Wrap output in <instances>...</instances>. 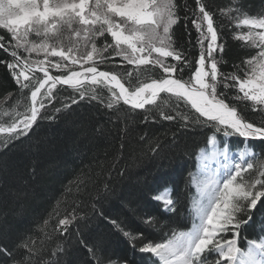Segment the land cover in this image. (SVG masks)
Listing matches in <instances>:
<instances>
[{"label": "snow or ice", "instance_id": "snow-or-ice-1", "mask_svg": "<svg viewBox=\"0 0 264 264\" xmlns=\"http://www.w3.org/2000/svg\"><path fill=\"white\" fill-rule=\"evenodd\" d=\"M194 3L193 7L177 5L174 0H0V30H4L0 34V64L9 70L27 101L12 123L0 126V133L6 134L3 145L27 136L38 120L52 119L49 106L58 113L79 106L81 101L105 105L106 100L109 109L122 103L130 110L146 109L145 120L156 116L185 128L212 130L211 157L201 150L200 159L222 155L224 161L198 184L199 197L192 201V213L199 222L166 243H145L140 251L154 254L162 264H264V240L252 241L247 252L237 247L238 230L251 220L248 213L264 199V163L259 166V178L246 179L252 163L233 165L227 149L222 153L215 150L221 133L264 143V15L241 13L240 25L250 30L236 38L247 40L258 52L238 75V67L231 73L221 71L222 58L216 56L224 48L219 25L205 0ZM180 9L196 31L198 58L190 53V42L185 46L173 39L172 27L182 19ZM33 35L40 42L30 39ZM21 49L27 55H22ZM32 53L43 58L32 59ZM116 58L120 62H114ZM53 69L59 74L53 75ZM154 70L158 77L152 76ZM230 89L242 94L239 99L259 107L258 121L230 103ZM155 200L167 212H174L181 202L180 193L174 200L167 188ZM242 213L247 220L241 219ZM77 217L74 211L59 219V231L72 235L68 230ZM229 232L233 238H226ZM33 247L25 237L11 244L0 243V264H34ZM88 251L89 264H106L102 240ZM62 253L64 249L57 245V252L50 255ZM46 264L63 261L53 259Z\"/></svg>", "mask_w": 264, "mask_h": 264}, {"label": "trees", "instance_id": "trees-1", "mask_svg": "<svg viewBox=\"0 0 264 264\" xmlns=\"http://www.w3.org/2000/svg\"><path fill=\"white\" fill-rule=\"evenodd\" d=\"M174 2L195 6L194 0ZM205 2L219 25L224 46L223 52L216 54L217 59L222 58L221 71L231 73L238 67V75L245 72L246 61L258 49L247 40L236 38L250 30L240 25L241 13L264 15V0ZM179 15L182 19L172 27L173 39L185 46L190 42L193 47L189 51L198 58L196 31L190 19H183L184 10L180 9ZM30 39L40 42L34 35ZM72 39L76 37L73 35ZM20 51L27 55L23 49ZM114 62H120L119 58ZM169 62H173L171 58ZM52 74L59 73L53 69ZM158 75V70H154L152 76ZM20 93L9 70L0 64V126L7 127L16 119V113L24 111L27 101ZM240 96L237 89L229 90L230 103L258 121L259 107L239 99ZM162 107L168 110L165 105ZM181 110H185L183 105ZM49 111L52 119L38 120L27 136L11 140L6 146V134L0 133V243L11 244L19 237L30 239L34 264L53 259L62 260L63 264H89L88 249L98 240L103 241L106 264H161L154 254L140 249L145 243H166L194 224L192 201L196 195L191 176L196 170L195 157L207 147L214 131L185 128L156 116L145 120L146 109L130 110L122 103L109 109L106 100L105 105L81 101L79 106L58 113L49 106ZM217 135L223 142L222 133ZM230 138L231 146L245 144L236 135ZM251 146L264 161V143L250 141ZM165 188L174 200L180 193L181 202L174 212L165 211L155 200ZM74 211L78 217L69 227L72 235L59 231L57 221ZM248 215L251 220L238 230L241 248L264 235V199ZM240 216L247 220L243 213ZM57 245L64 253L50 255L57 252ZM24 255L27 258V253Z\"/></svg>", "mask_w": 264, "mask_h": 264}, {"label": "rangeland", "instance_id": "rangeland-1", "mask_svg": "<svg viewBox=\"0 0 264 264\" xmlns=\"http://www.w3.org/2000/svg\"><path fill=\"white\" fill-rule=\"evenodd\" d=\"M243 26V25H242ZM245 27H247V26H245ZM252 30H254V31H261L260 29H252ZM37 58H43V55L42 54H37V53H34V59H37ZM52 59H56V58H52ZM229 140H231V138L229 137ZM209 141H211V136H210V138L208 139V142ZM233 141V140H232ZM208 142H207V144H208ZM227 143H230V141H228V137H225V139H224V141L222 142L221 140H220V138L218 137L217 138V144H219V145H217L216 144V146H215V150L217 151V153H222L223 151H224V148L225 149H228V144ZM233 146V145H232ZM234 147L235 148H232L231 147V143L229 144V149H228V152L230 153H228V157H229V161H230V159H232V158H230V157H233V156H235V155H237V157H236V159L234 160V161H236V160H238V159H240V158H242L241 157V153H244V155H246L247 157H248V159L244 162V161H240V164L242 165V166H246V163H252L253 165H254V167H253V169H251V170H249L247 173H245V178L246 179H249V178H259V173H260V171H261V169H260V164L261 163H264V161L261 159V158H259V154H257L255 151H253L252 149V147H250V146H244L243 147V145L242 146H237V145H234ZM206 148V147H205ZM205 148H203L204 150V152H205V154H206V156H208V157H211V153H212V151H213V145H212V148H211V150H209V148H208V145H207V148L205 149ZM252 148V149H251ZM234 149H236V150H234ZM243 155V156H244ZM197 158H200V154H198L196 157H195V163H196V170H195V172L192 174V176H191V184H192V187L194 188V191H195V198L194 199H196V198H198L199 197V193H198V186H196V185H194L195 184V182H198V184L200 183V182H202L205 178H206V174L205 175H202L201 174V172H200V170L203 168V167H200L199 168V166H200V160H198ZM224 157L222 156V155H217V157L216 158H214L213 159V161H212V158H210V159H207V160H209L210 162V164H212L211 162H215V161H220L221 159H223ZM202 161V160H201ZM231 163H233V162H231ZM237 163V162H236ZM235 164V163H234ZM256 164L258 165V168H256ZM206 167V166H205ZM204 169V168H203ZM210 169L212 170V171H215V167H211L210 166ZM251 171V172H250ZM252 171L255 173H253V174H251L252 173ZM250 172V173H249ZM201 174V175H200ZM195 219L197 220V223L199 222L198 221V219L195 217ZM191 230V229H190ZM236 230L235 229H233V232H235ZM233 232H229L228 234H227V237L226 238H233ZM240 238L238 237V242H237V247L240 249ZM250 246V245H249ZM249 248V247H248ZM241 250V249H240ZM248 250V249H247ZM242 252H243V250H241ZM246 252V251H245ZM158 258V257H157ZM158 260H159V258H158ZM160 261V260H159ZM161 262V261H160ZM161 264H162V262H161Z\"/></svg>", "mask_w": 264, "mask_h": 264}, {"label": "bare ground", "instance_id": "bare-ground-1", "mask_svg": "<svg viewBox=\"0 0 264 264\" xmlns=\"http://www.w3.org/2000/svg\"><path fill=\"white\" fill-rule=\"evenodd\" d=\"M212 136V135H211ZM229 141V140H228ZM249 142V143H248ZM228 144V149H229V144L230 143H227ZM208 148H209V150H211V148H212V144H211V142L209 141L208 142ZM244 146H250V141L249 140H245V144L243 145V147ZM232 148H235L234 146H231ZM252 147V146H251ZM207 148V147H206ZM205 148V149H206ZM227 149V150H228ZM252 149V148H251ZM202 150H204L203 148H202ZM234 150H236V149H234ZM253 150V149H252ZM253 151H255V150H253ZM256 152V151H255ZM229 153V152H228ZM257 153V152H256ZM230 154V153H229ZM258 154V153H257ZM236 157H237V155H235V156H233V157H230V158H232V159H230V162H233L232 164L233 165H235L236 164V162L237 163H240V161H246L247 159H248V157L246 156V155H244L242 158H240V159H238V160H236V161H234L235 159H236ZM198 160H200V158H197ZM212 161H213V159H212ZM224 161V158L223 159H221L219 162L218 161H215V162H211L212 164H210L209 162V160H203V161H201L200 160V166H199V168L200 167H203L201 170H200V172H201V174L202 175H205V174H211V173H213L214 171H212L211 169H210V166L212 167H215L216 169H215V171L217 170V169H219L220 167H221V164H222V162ZM235 163V164H234ZM206 166V167H205ZM200 174V175H201ZM194 185H196V186H198V182H195V184ZM197 223V222H196ZM248 249V246H246V250Z\"/></svg>", "mask_w": 264, "mask_h": 264}]
</instances>
